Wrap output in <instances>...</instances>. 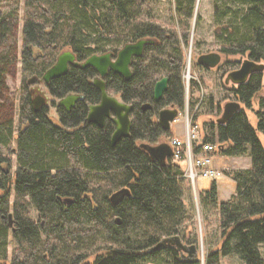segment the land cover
Returning <instances> with one entry per match:
<instances>
[{"label": "trees", "instance_id": "trees-1", "mask_svg": "<svg viewBox=\"0 0 264 264\" xmlns=\"http://www.w3.org/2000/svg\"><path fill=\"white\" fill-rule=\"evenodd\" d=\"M195 1L175 0L173 14L183 28L178 33L153 21L152 12L144 15L158 0H23V7L21 0H0V149L9 150L0 153V264H197V258H183L174 242L155 249L177 237L184 247L192 244L186 235L193 215L184 200V156L162 163L141 146L160 144L164 136L171 144L172 134L162 129L157 116L172 105L183 110V42L188 41ZM234 1L241 10L234 16L241 17L223 26V51L264 59V0ZM20 21L21 60L28 75L42 73L55 61L54 48L69 46L79 59H86L109 47L157 39L158 44L135 63L130 81L115 74L107 79L109 92L133 105L130 137L113 145L114 123L99 127L86 121V101L101 97L90 81L91 68H75L52 81L59 124L49 107L34 109L26 81L15 133L14 120L2 116L1 109L8 99L7 75L17 63L15 32ZM163 77H168V89L155 102L154 86ZM198 87L193 81L192 91ZM259 89L260 78L255 77L240 87L249 109ZM70 93L85 100L67 112L56 100ZM147 103L152 108L143 110ZM256 116L254 128L239 111L219 124L216 134L211 129L202 142L216 145L214 157L252 159L250 169L228 172L236 183L230 200H218L215 181L200 192L206 214H216L219 221L221 254L235 252L245 264H264L259 251L264 244V147L257 133L264 134V112L256 111ZM12 142L15 147L10 148ZM200 150L195 143L193 151ZM10 235L15 243L12 258ZM221 254L211 251L207 264H220Z\"/></svg>", "mask_w": 264, "mask_h": 264}, {"label": "rangeland", "instance_id": "rangeland-1", "mask_svg": "<svg viewBox=\"0 0 264 264\" xmlns=\"http://www.w3.org/2000/svg\"><path fill=\"white\" fill-rule=\"evenodd\" d=\"M158 2L156 6L152 7L153 10L148 11L146 8L144 15L152 12L151 18L153 21L164 28L182 33V21L179 22V17L173 14L176 8L175 0H158ZM240 11L238 4H236L234 0L195 1L192 17L189 19L188 41L183 42L184 65L182 68V78L185 88L184 105L183 110L180 109V117L173 123L175 134L180 136L182 138L181 140H186L188 123L191 124V128H197L198 143L203 142L204 137L211 133V129L214 130V134H216L219 125L218 119L223 113V109L219 110L216 104L218 103L223 106L224 102L232 100L230 99L231 97L233 98L229 90L233 85L226 84V87H223L218 81L221 73H215L213 69H206L198 65L197 59L203 54L219 51L225 45L222 28L226 24L232 25V22L235 24L234 21L239 20L241 13L238 14V17H235L234 13ZM143 17L146 18L145 16ZM22 24V21H20L15 32L17 63L10 69L7 75L6 83L9 87L8 99L1 109L2 116L11 117L14 120L16 128L15 133H17L19 128L20 90L23 89L27 79L30 78L28 74L23 72V63L21 60V51L23 47V38L21 34ZM225 59L228 64L225 65L224 72L227 74L234 66L238 67L239 63L246 59H250V56L249 52L244 54H228L225 55ZM261 62L264 63V59H261ZM195 80L199 82V87L193 92V81ZM262 99H264V72L262 74L259 93L252 103L253 109L248 110L244 108V113H246L250 124L254 128H257L258 125L256 111L264 112V107H261ZM51 104L52 102L50 106ZM257 133L264 147V134L259 130ZM12 147H15V142L11 143L10 148ZM0 153L6 155L9 153V150L7 148H2L0 149ZM12 157L14 159V171V169H16V158L15 155ZM216 157L221 156L215 155V158ZM238 160H240V162H238L236 166L233 165V169L235 170L251 166L247 158L241 157ZM187 162L188 157L185 155L183 159L185 171ZM227 172L224 171L223 177L214 182L218 189L219 201L230 200L236 192V183ZM185 179L187 181V190L184 195V200L186 207L193 215L186 227V235L190 238V243L193 244H190L191 246L189 247L195 246V254L193 255H195V259L197 258V264H207L208 255L211 251L219 250L221 254L223 239L216 214L213 213L212 215L211 212H207L206 214L204 208L200 204V192L208 189L210 186L214 185V183L209 179H198L194 184L188 180V178L185 177ZM218 185L221 187H218ZM208 218L209 220H207ZM14 249L15 243L12 235H10V244L8 247L10 258L13 257ZM259 251L264 260V244L259 246ZM184 252L187 253V251ZM142 264L152 263L149 261L147 263L143 262ZM220 264L245 263L240 256L234 252L227 256L221 254Z\"/></svg>", "mask_w": 264, "mask_h": 264}, {"label": "water", "instance_id": "water-1", "mask_svg": "<svg viewBox=\"0 0 264 264\" xmlns=\"http://www.w3.org/2000/svg\"><path fill=\"white\" fill-rule=\"evenodd\" d=\"M155 43L154 39L145 38L140 39L136 43H127L118 52V56L115 60L112 59V54L106 53L104 55H92L83 62L76 60V56L71 51L61 53L55 64L48 69L43 78L39 80V84L33 86L30 90L32 95V102L35 110L41 109L43 106L50 105L52 98L45 89V84L49 83L53 78L65 75L68 72L69 64L75 67L85 69L87 67H93L99 73V76L93 81V85L101 92V101L98 104H88V116L87 122L104 127L106 119H111L115 124V130L111 137V142L115 145L123 138L130 137V131L132 127L131 113L133 105L123 101L121 98L110 94L107 89V83L104 77L107 75L108 70H112L114 73L119 74L125 78V80H131L133 73L131 65L134 57H140L144 48L147 45ZM221 56L217 53L203 54L198 58L197 63L207 67L214 68L219 65ZM264 72V63L257 62L252 59H246L241 64V67L237 70L229 73L226 79V83L232 82L235 85L246 84L255 73L262 74ZM35 78L28 79V84L35 82ZM168 89V77H163L156 82L154 87V99L159 102L165 92ZM84 100V96L81 94L71 93L64 98L58 100V106H62L67 110H71L76 106L79 101ZM151 105L145 104L143 109L150 108ZM241 109L240 103L228 102L224 106L222 116L218 119L219 124H225L232 116ZM181 111L172 105L168 108L162 109L158 114V121L162 128L166 131H171L173 123L180 117ZM141 146L151 155L154 160H158L164 163L167 158L174 156L173 147L162 139V142L157 145H150L147 143L141 144ZM71 201L68 200V203ZM176 243V245L184 250L188 251L186 247L181 243L180 238L174 240H165L161 242L155 249L164 246L166 243ZM190 253L195 254V246L189 247ZM195 256V255H193Z\"/></svg>", "mask_w": 264, "mask_h": 264}, {"label": "flooded vegetation", "instance_id": "flooded-vegetation-1", "mask_svg": "<svg viewBox=\"0 0 264 264\" xmlns=\"http://www.w3.org/2000/svg\"><path fill=\"white\" fill-rule=\"evenodd\" d=\"M21 6L23 7V0H21ZM22 7L20 8V9H22ZM20 13H22V11H20ZM21 34H22V29H21ZM148 38H150V39H154L155 40V43H153V44H150V45H147V46H145V48H144V52H143V54L140 56V57H134L133 58V62H132V65H131V70H132V73H133V76H134V65H135V63L139 60V59H142L144 56H145V54H146V52L149 50V48H151V47H153V46H155L156 44H158V43H156L157 42V39H155V38H151V37H148ZM142 39H145V38H142ZM140 40V39H139ZM137 41H135V42H131V43H136ZM127 44V43H126ZM125 45V44H124ZM123 45V46H124ZM123 46H119V47H113V48H107L106 50H102V51H99V52H97V53H95V54H92V55H104V54H106V53H110V54H112V59L113 60H115L116 58H117V56H118V52L121 50V48L123 47ZM54 49H56V52H57V54H56V57H55V61L50 65V66H48L42 73H40V72H34L33 74H30L29 75V77L30 78H32V77H34L36 80H35V82H33L32 84H28V83H26V85H27V87H28V89H29V91L31 90V88L33 87V86H36V85H38L39 84V80L41 79V78H43V76H44V74H45V72L48 70V69H50L54 64H55V62L57 61V58H58V56L61 54V53H63V52H66V51H71L75 56H76V60L77 61H79V62H83V61H85L87 58H89V57H91V56H89V57H87L86 59H79V56H78V54L75 52V51H73V49L72 48H70L69 46H65L64 48H62V49H57V48H54ZM211 53H217V54H219L220 56H221V61H220V63H219V65H217V66H215L214 68H207V67H204V66H202V65H200V64H198V65H200V66H202V67H204V68H206V69H213L214 71H215V73H221L220 74V76H219V78H218V81L220 82V84L223 86V87H226L225 85L226 84H228V83H226V79H227V76L229 75V73H231L232 71H234V70H237V69H239L240 67H241V64L244 62H241V63H239L238 64V67L237 66H234V68H232V69H230L229 71H228V73L227 74H225V72H224V67H225V65H227L228 63H227V60L225 59V55H228V54H226L224 51H223V49L221 48L219 51H216V52H211ZM22 54H23V50L21 51V56H22ZM239 54H242V53H239ZM244 54V53H243ZM230 55V54H229ZM45 55H43V57H44ZM249 56H250V53H249ZM200 57V56H199ZM198 57V58H199ZM250 59H252L251 57H250ZM252 60H255V61H257V62H261V60H256V59H252ZM197 61H198V59H197ZM75 68H78V69H80V70H86V69H88V68H91L92 69V71H91V74H90V81L93 83V81L95 80V78L96 77H98L99 76V73L97 72V70L95 69V68H93V67H87V68H85V69H81V68H79V67H75V66H73L72 64H69V68H68V72L66 73V74H68L71 70H73V69H75ZM222 70H223V72H222ZM225 70H227V69H225ZM65 74V75H66ZM111 74H115V75H118V76H121V75H119V74H116V73H114L112 70H108V73H107V75L104 77V80L106 81V83H107V79H108V77L111 75ZM263 74V73H262ZM262 74H260V73H255V74H253V75H251V77L249 78V80H248V82H250V80H251V78H253V77H255V78H260V85H261V79H262ZM65 75H62V76H65ZM62 76H60V77H62ZM133 76H132V78H133ZM60 77H56V78H53L49 83H47V84H45L46 86H45V89L47 90V92L50 94V96H51V98L53 99V96H52V93H51V91H50V85H51V83H52V81L54 80V79H57V78H60ZM123 79H125L123 76H121ZM30 78H28V79H30ZM131 78V79H132ZM28 79H27V82H28ZM127 81V80H126ZM130 81V80H129ZM217 81V82H218ZM223 81H224V83H223ZM247 82V83H248ZM246 83V84H247ZM229 84H232L233 85V87L232 88H230L229 90H230V92H231V94H232V96H233V98L231 97L230 99H232V100H227L226 102H224V104H223V106H221V105H219L218 103L216 104V106L219 108V110H221V109H223V111H224V106H225V104L226 103H228V102H234V103H240L241 104V109L239 110V111H245L244 110V108L245 109H248L249 110V108H248V105H247V103L244 101V99L239 95V89H240V87L242 86V85H235V84H233L232 82H230ZM243 85H245V84H243ZM155 87V86H154ZM217 87V86H216ZM108 89V88H107ZM96 90H98L97 88H96ZM99 91V90H98ZM100 92V91H99ZM108 92H109V90H108ZM71 94V93H70ZM76 94H78V93H76ZM100 94H101V92H100ZM110 94H112V93H110ZM112 95H115V96H117V97H119V98H121L122 99V97L120 96V95H116V94H112ZM163 99V98H162ZM161 99V100H162ZM59 100V99H58ZM58 100H56V102H58ZM84 100H85V97H84ZM84 100H82V101H84ZM123 100V99H122ZM155 100V99H154ZM160 100V101H161ZM53 101V100H52ZM51 101V102H52ZM100 101H101V97H100V99L98 100V101H95V102H87L86 101V104H87V107H88V104H98V103H100ZM124 101V100H123ZM159 101V102H160ZM79 102H81V101H79ZM78 102V103H79ZM156 102V101H155ZM130 104V103H129ZM148 104V103H147ZM150 104V103H149ZM132 105V104H131ZM151 105V104H150ZM57 106H58V104H57ZM144 106V105H143ZM44 107V106H43ZM46 107H49V111H50V115H51V117H52V120L54 121V123L55 124H59L60 123V120L58 119V116H59V113H58V109L59 108H57V107H55L54 106V104L52 103L51 104V106L50 105H48V106H46ZM64 108V107H63ZM152 108V105H151V107L150 108H146V109H143V110H147V109H151ZM35 109V108H34ZM67 112H70L71 110H67L66 108H64ZM163 109H165V108H163ZM180 110V109H179ZM38 111V110H37ZM238 111V112H239ZM88 112H89V109H88ZM237 113V112H236ZM159 114V113H158ZM223 114V113H222ZM88 116V115H87ZM222 116V115H221ZM131 120H132V126H133V110H132V113H131ZM87 121V120H86ZM157 121H158V116H157ZM108 123H114L111 119H106V122H105V124H108ZM158 123H159V121H158ZM105 124H104V126H105ZM160 124V123H159ZM115 125V124H114ZM161 126V125H160ZM162 127V126H161ZM163 129V128H162ZM131 130H132V127H131ZM164 130V129H163ZM172 130H173V126H172ZM172 130L171 131H166V130H164L166 133H171L172 134ZM130 134H131V131H130ZM131 136V135H130ZM166 137H168V136H164L162 139H166ZM128 138V137H127ZM161 139V140H162ZM167 139H169L170 140V137L169 138H167ZM166 141V140H165ZM168 142V141H167ZM188 249V251H187V253L186 252H184V250H183V252H181V256L183 257V258H185V259H195L194 258V256H193V254H191L190 253V248H187Z\"/></svg>", "mask_w": 264, "mask_h": 264}, {"label": "built area", "instance_id": "built-area-1", "mask_svg": "<svg viewBox=\"0 0 264 264\" xmlns=\"http://www.w3.org/2000/svg\"><path fill=\"white\" fill-rule=\"evenodd\" d=\"M190 125L188 123L185 141L180 139H173L171 141L174 150V160L179 161L185 155L188 157L184 177L194 184L198 179H209L212 181L220 179L223 177L224 171L214 165V156H212L216 145L212 143H198L197 128H191ZM195 143L201 146V150L198 153L193 151Z\"/></svg>", "mask_w": 264, "mask_h": 264}, {"label": "crops", "instance_id": "crops-1", "mask_svg": "<svg viewBox=\"0 0 264 264\" xmlns=\"http://www.w3.org/2000/svg\"><path fill=\"white\" fill-rule=\"evenodd\" d=\"M172 137H173L172 140L176 139V138L180 139V140L182 139L180 136H177L175 134V130L174 129L172 131ZM241 157L247 158L250 161L251 166L250 167H245L243 169H238V170L250 169L252 167V159L249 156H240V157H223V156H221V157H216V158L214 157V165L220 170H223V171H226V172L227 171L230 172V171L235 170V169H233V165L236 166V164H238V162H240V160H238V159L241 158ZM218 187H221V186L218 185Z\"/></svg>", "mask_w": 264, "mask_h": 264}]
</instances>
